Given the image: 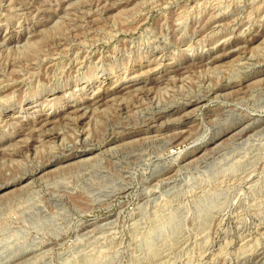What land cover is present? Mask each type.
I'll return each mask as SVG.
<instances>
[{"label": "rangeland", "instance_id": "obj_1", "mask_svg": "<svg viewBox=\"0 0 264 264\" xmlns=\"http://www.w3.org/2000/svg\"><path fill=\"white\" fill-rule=\"evenodd\" d=\"M262 154L264 0H0V264H264Z\"/></svg>", "mask_w": 264, "mask_h": 264}, {"label": "bare ground", "instance_id": "obj_2", "mask_svg": "<svg viewBox=\"0 0 264 264\" xmlns=\"http://www.w3.org/2000/svg\"><path fill=\"white\" fill-rule=\"evenodd\" d=\"M252 3V2H251ZM262 4V3H261ZM241 7V6H240ZM257 9V8H256ZM215 15V14H214ZM214 17V16H213ZM144 19V18H143ZM216 19V18H215ZM141 21V20H140ZM59 22V21H58ZM221 22V21H220ZM141 23V22H140ZM237 26H238V24H237ZM121 30V29H120ZM180 31V30H179ZM184 34H185V32H184ZM167 36V35H166ZM189 37V36H188ZM232 37V36H231ZM164 40V39H163ZM164 42V41H163ZM151 44V43H150ZM159 58V57H158ZM161 58V57H160ZM206 59V58H205ZM207 60V59H206ZM205 60V61H206ZM212 60V59H211ZM148 61V60H147ZM202 61V60H201ZM153 62V61H152ZM158 62V61H157ZM207 62V61H206ZM161 63V62H160ZM147 64V63H146ZM214 64V63H213ZM30 65V64H29ZM154 65V64H153ZM148 66V65H147ZM151 67V66H150ZM153 68L155 67V66H152ZM214 69V68H213ZM236 69V68H235ZM63 70V69H62ZM144 70V69H143ZM155 71V70H154ZM180 71V70H179ZM234 73V72H233ZM146 74H148V73H146ZM135 78V77H134ZM134 78L132 79H127L126 81L124 80L123 81V83H119V85H117L116 87V89H114V92H112V93H118L119 91H123V90H126V88H130V85H131V87H132V85H136L135 83H136V81L134 80ZM138 79V78H137ZM122 80V79H121ZM106 82V80H104V83ZM121 82V81H120ZM241 82V81H240ZM5 84V83H4ZM109 84V83H108ZM105 85V84H104ZM231 85V84H230ZM26 87V86H25ZM101 87H103V86H101ZM100 88V87H99ZM104 88V87H103ZM102 89V88H101ZM169 89V88H168ZM171 89V88H170ZM104 90H106L105 88H104ZM111 90V89H110ZM9 92V91H8ZM107 92V91H106ZM129 92V91H128ZM210 92V91H209ZM95 95V94H94ZM111 95V94H110ZM114 95V94H113ZM98 96H99V94H98ZM106 96V95H105ZM100 97V96H99ZM104 98V97H103ZM94 99V98H93ZM100 98H98V100H99ZM143 99V98H142ZM198 99V98H197ZM95 101V100H94ZM101 101V100H100ZM91 102V101H90ZM102 102V101H101ZM93 103V102H92ZM95 103H96V101H95ZM94 103V104H95ZM4 104V103H3ZM91 104V103H90ZM193 104V103H192ZM92 105V104H91ZM195 105V104H194ZM200 105V104H199ZM85 106V105H84ZM83 106V107H84ZM88 107V106H87ZM196 107V106H195ZM79 108V107H78ZM180 110H182V108L180 109ZM190 110V109H189ZM193 110V109H192ZM185 111H186V109H185ZM180 112V111H179ZM241 112V111H240ZM181 114H183V113H181ZM192 114V113H191ZM191 114H189V115H191ZM184 115V114H183ZM248 115V114H247ZM182 116V115H181ZM188 116V115H187ZM230 116V115H229ZM234 116H236L237 118L235 119L236 121H234V124L233 125H235V124H237V123H241L242 121H244V117L243 116H241L240 114H237V115H234ZM246 117V116H245ZM47 118H48V116H47ZM183 118H185V117H183ZM234 118V117H233ZM251 118V117H250ZM155 119H156V117H155ZM181 119V118H180ZM252 119H254V118H252ZM48 119H45V121H47ZM71 120V119H70ZM152 120H153V118H152ZM233 120V119H232ZM40 121V120H39ZM156 121V120H155ZM154 121V122H155ZM228 121V120H227ZM238 121V122H237ZM256 121V120H255ZM41 123V122H40ZM221 123V122H220ZM233 123V122H232ZM247 123V122H246ZM246 123H245V125H246ZM46 124V123H45ZM152 124V123H151ZM254 124V123H253ZM252 124V125H253ZM257 124V123H256ZM263 124V123H262ZM153 125V124H152ZM232 125V124H231ZM230 125V126H231ZM247 125H249V124H247ZM251 125V124H250ZM151 125H149V127H150ZM241 127H243V125L241 124L239 127H236L234 130H237V129H239V128H241ZM247 127H249V126H244L243 128H241L240 129V134L242 133V132H244V131H248L249 130V128H251V127H249V128H247ZM262 129V128H261ZM117 132V131H116ZM146 132V131H145ZM128 133V132H127ZM136 133V132H135ZM134 133V135H136ZM238 133V132H237ZM236 133V134H237ZM128 134H130V133H128ZM216 134V133H215ZM218 134H220V133H218ZM217 134V135H218ZM231 134V133H230ZM234 134V133H233ZM250 134V133H249ZM53 135V134H52ZM131 135V134H130ZM239 135V134H238ZM128 137V136H127ZM130 137V136H129ZM178 138V137H177ZM211 139L213 140L214 139V136H212L211 137ZM242 139V138H241ZM112 143V142H111ZM260 143V142H259ZM246 145V144H245ZM248 146V145H247ZM221 147V146H220ZM110 148V147H109ZM237 149V148H236ZM127 150V149H126ZM70 151V150H69ZM114 151H116L115 149H114ZM229 153V152H228ZM262 153V152H261ZM260 153V154H261ZM263 155V154H262ZM264 156V155H263ZM261 157V156H260ZM174 158V157H173ZM228 158V157H227ZM91 159V158H90ZM100 159V158H99ZM241 160V159H240ZM54 161V160H53ZM166 161V160H165ZM218 161V160H217ZM252 161V160H251ZM254 161V160H253ZM50 162V161H49ZM228 162V161H227ZM38 163V162H37ZM254 163V162H253ZM240 165V164H239ZM116 166V165H115ZM209 166V165H208ZM252 166H253V164H252ZM40 168H41V166H40ZM192 168V167H191ZM216 168V167H215ZM241 168V167H240ZM38 170V169H37ZM32 171V170H31ZM122 171V170H121ZM119 172V171H118ZM152 172V171H151ZM33 174V173H32ZM151 177V176H150ZM222 177V176H221ZM249 178V177H248ZM20 181V180H19ZM22 181V180H21ZM236 184V183H235ZM113 185V184H112ZM253 187V186H252ZM263 188V187H262ZM255 191V190H254ZM108 195V194H107ZM239 196V195H238ZM226 198V197H225ZM145 203V202H144ZM224 203V202H223ZM250 203V202H249ZM140 205V204H139ZM220 205V204H219ZM247 205V204H246ZM225 209V208H224ZM215 212V211H214ZM136 221V220H135ZM235 221V220H234ZM203 224V223H202ZM103 227V226H102ZM106 227V226H105ZM135 229V228H134ZM204 229V228H203ZM205 235V234H204ZM122 240V239H121Z\"/></svg>", "mask_w": 264, "mask_h": 264}]
</instances>
